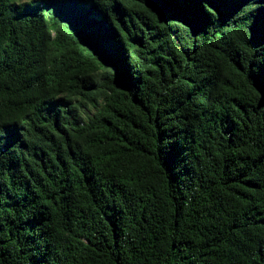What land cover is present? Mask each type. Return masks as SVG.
Listing matches in <instances>:
<instances>
[{
    "label": "trees",
    "instance_id": "obj_1",
    "mask_svg": "<svg viewBox=\"0 0 264 264\" xmlns=\"http://www.w3.org/2000/svg\"><path fill=\"white\" fill-rule=\"evenodd\" d=\"M0 264H264V0H0Z\"/></svg>",
    "mask_w": 264,
    "mask_h": 264
}]
</instances>
